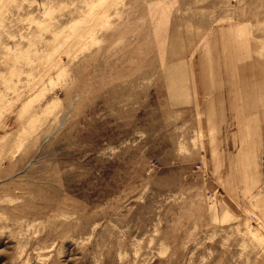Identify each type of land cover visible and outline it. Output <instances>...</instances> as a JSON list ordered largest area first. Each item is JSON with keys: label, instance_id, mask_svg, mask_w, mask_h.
<instances>
[{"label": "rangeland", "instance_id": "obj_1", "mask_svg": "<svg viewBox=\"0 0 264 264\" xmlns=\"http://www.w3.org/2000/svg\"><path fill=\"white\" fill-rule=\"evenodd\" d=\"M0 264H264V0H0Z\"/></svg>", "mask_w": 264, "mask_h": 264}, {"label": "bare ground", "instance_id": "obj_2", "mask_svg": "<svg viewBox=\"0 0 264 264\" xmlns=\"http://www.w3.org/2000/svg\"><path fill=\"white\" fill-rule=\"evenodd\" d=\"M72 37H74V38H73V40H70V41L77 42L79 40V38L76 36V34H73Z\"/></svg>", "mask_w": 264, "mask_h": 264}]
</instances>
